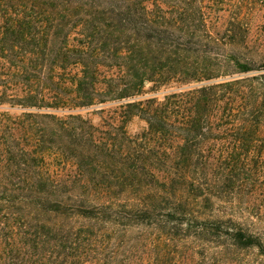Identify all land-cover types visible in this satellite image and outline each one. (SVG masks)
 Here are the masks:
<instances>
[{
  "label": "trees",
  "instance_id": "trees-1",
  "mask_svg": "<svg viewBox=\"0 0 264 264\" xmlns=\"http://www.w3.org/2000/svg\"><path fill=\"white\" fill-rule=\"evenodd\" d=\"M0 264H264V0H0Z\"/></svg>",
  "mask_w": 264,
  "mask_h": 264
},
{
  "label": "rangeland",
  "instance_id": "rangeland-1",
  "mask_svg": "<svg viewBox=\"0 0 264 264\" xmlns=\"http://www.w3.org/2000/svg\"><path fill=\"white\" fill-rule=\"evenodd\" d=\"M256 34H257V31L254 28H252V31H251V45L254 44V41L256 39ZM167 91H169V89H161L155 95H156V97H161ZM148 95H152V93H150ZM112 109H115V106L109 107L108 111H110ZM81 114L88 116L93 121L94 124L101 123L102 115L98 114L97 112L92 113L91 111H84ZM143 127H144V124L141 121H139L137 119H133L128 124L127 130H128V132L130 134H137L143 129Z\"/></svg>",
  "mask_w": 264,
  "mask_h": 264
}]
</instances>
